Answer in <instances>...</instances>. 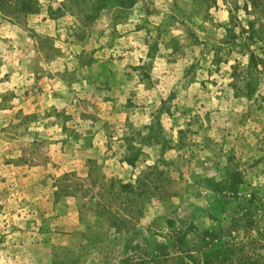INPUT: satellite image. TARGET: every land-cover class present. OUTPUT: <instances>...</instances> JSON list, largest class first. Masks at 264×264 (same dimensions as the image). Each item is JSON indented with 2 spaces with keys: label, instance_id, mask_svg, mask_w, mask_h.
Returning a JSON list of instances; mask_svg holds the SVG:
<instances>
[{
  "label": "rangeland",
  "instance_id": "obj_1",
  "mask_svg": "<svg viewBox=\"0 0 264 264\" xmlns=\"http://www.w3.org/2000/svg\"><path fill=\"white\" fill-rule=\"evenodd\" d=\"M249 263L264 0H0V264Z\"/></svg>",
  "mask_w": 264,
  "mask_h": 264
},
{
  "label": "trees",
  "instance_id": "obj_2",
  "mask_svg": "<svg viewBox=\"0 0 264 264\" xmlns=\"http://www.w3.org/2000/svg\"><path fill=\"white\" fill-rule=\"evenodd\" d=\"M256 59L255 56H251V61H254ZM135 159V158H134ZM134 159H126V162L129 164V165H133L134 164ZM131 185L127 184L125 186H123V189H129ZM250 264V263H249ZM251 264H255V263H251Z\"/></svg>",
  "mask_w": 264,
  "mask_h": 264
}]
</instances>
